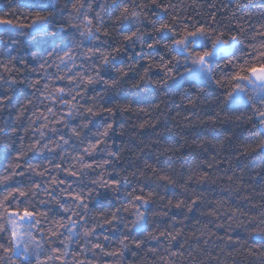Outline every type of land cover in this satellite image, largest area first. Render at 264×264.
Returning a JSON list of instances; mask_svg holds the SVG:
<instances>
[{
  "label": "clouds",
  "instance_id": "clouds-1",
  "mask_svg": "<svg viewBox=\"0 0 264 264\" xmlns=\"http://www.w3.org/2000/svg\"><path fill=\"white\" fill-rule=\"evenodd\" d=\"M0 18V264H264V0Z\"/></svg>",
  "mask_w": 264,
  "mask_h": 264
},
{
  "label": "snow or ice",
  "instance_id": "snow-or-ice-1",
  "mask_svg": "<svg viewBox=\"0 0 264 264\" xmlns=\"http://www.w3.org/2000/svg\"><path fill=\"white\" fill-rule=\"evenodd\" d=\"M11 24H12V21H10V20H6V19H3V18H0V26H11ZM201 31H202V29H201ZM177 43H180V41H177ZM205 56H207V53H205L204 54V56H201L200 57V60H201V62L204 60V58H205ZM251 71L253 72V73H255L256 71H258V69H251ZM259 71H264V68H261V69H259ZM59 91H62V90H60V89H58ZM262 91H264V90H262ZM140 199H142V197H137V200H140ZM26 215H28L29 213H25Z\"/></svg>",
  "mask_w": 264,
  "mask_h": 264
}]
</instances>
